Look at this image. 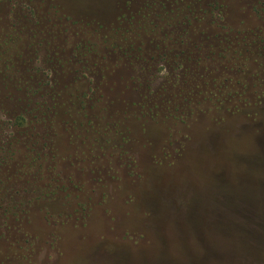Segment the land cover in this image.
Listing matches in <instances>:
<instances>
[{"label": "rangeland", "instance_id": "1", "mask_svg": "<svg viewBox=\"0 0 264 264\" xmlns=\"http://www.w3.org/2000/svg\"><path fill=\"white\" fill-rule=\"evenodd\" d=\"M0 264H264V0H0Z\"/></svg>", "mask_w": 264, "mask_h": 264}]
</instances>
